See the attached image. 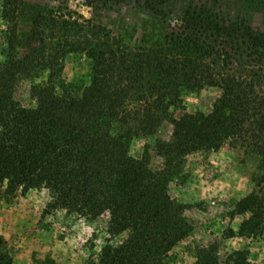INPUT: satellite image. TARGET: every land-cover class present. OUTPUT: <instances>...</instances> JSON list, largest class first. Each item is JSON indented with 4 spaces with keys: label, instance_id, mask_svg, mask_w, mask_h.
<instances>
[{
    "label": "trees",
    "instance_id": "obj_1",
    "mask_svg": "<svg viewBox=\"0 0 264 264\" xmlns=\"http://www.w3.org/2000/svg\"><path fill=\"white\" fill-rule=\"evenodd\" d=\"M85 1L100 9L127 0ZM128 1L170 29L164 45H131L93 20L0 0L5 195L12 200L45 189L52 210L89 223L105 218L98 264H171V252L194 227L170 185L186 177L189 156L227 146L256 163L254 190L236 203L234 215L242 222L229 238L264 237V31L226 19L220 0ZM244 1L264 10V0ZM24 39L30 43L22 54ZM70 55L91 65L80 91L58 88ZM21 83L31 85L29 106L17 97ZM204 91L216 92L211 111L187 112L184 97ZM165 125L172 127L169 139L147 144L140 159L130 154L134 140L153 139ZM151 150L163 159L158 170L150 165ZM3 247L0 237V264H14ZM194 264L253 263L242 250L222 257L214 243L197 249Z\"/></svg>",
    "mask_w": 264,
    "mask_h": 264
},
{
    "label": "rangeland",
    "instance_id": "obj_2",
    "mask_svg": "<svg viewBox=\"0 0 264 264\" xmlns=\"http://www.w3.org/2000/svg\"><path fill=\"white\" fill-rule=\"evenodd\" d=\"M23 1L48 12L71 14L106 25L131 45L158 47L164 45L170 32L151 11L128 0L100 9L90 7L85 0ZM220 1L226 19L244 20L252 28L264 31V10L251 8L244 0ZM27 25L26 21H21L19 27L27 32ZM19 35L23 37L21 32ZM3 42L0 39V44ZM29 43L26 39L22 54L27 51ZM90 73V62L84 56H68L58 81L59 90H82L89 82ZM43 78L46 75L37 82ZM30 96L31 85L21 83L17 97L29 106ZM215 98L216 92L213 91L186 95L184 106L191 114H207ZM133 124H138L137 117H134ZM171 134L172 127L165 125L153 139H136L130 147V154L140 159L147 144H155L158 137L169 139ZM150 165L153 170L163 166V159L154 150H151ZM255 165L253 157L243 150L227 146L188 157L186 177L172 182L170 195L186 205V216L194 230L171 252V264H194L197 249L214 243L218 244L222 257L232 250H242L253 264H264V237L229 238L230 232L237 231L242 222V217L234 215L236 203L254 190L251 176ZM4 191L5 187L0 185V237L4 241L3 252L12 257L14 264H98L107 237L105 218L89 223L77 214L52 210L49 206L52 196L45 189L31 190L24 196L19 192L12 200H8Z\"/></svg>",
    "mask_w": 264,
    "mask_h": 264
}]
</instances>
